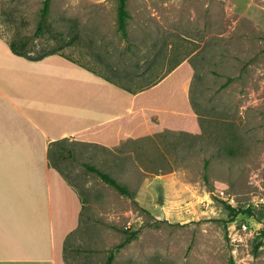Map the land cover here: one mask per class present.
Masks as SVG:
<instances>
[{
	"label": "rangeland",
	"instance_id": "374dc122",
	"mask_svg": "<svg viewBox=\"0 0 264 264\" xmlns=\"http://www.w3.org/2000/svg\"><path fill=\"white\" fill-rule=\"evenodd\" d=\"M43 1L0 0V37L28 39L31 57L55 52L132 89L187 60L200 125L113 147L74 137L52 147L51 164L84 203L82 224L66 240V264H105L134 232L113 264H264V0H128L127 39L118 0H52L35 36ZM227 204L252 214L232 218ZM234 220L254 231L236 254L228 235Z\"/></svg>",
	"mask_w": 264,
	"mask_h": 264
},
{
	"label": "crops",
	"instance_id": "0c3cea01",
	"mask_svg": "<svg viewBox=\"0 0 264 264\" xmlns=\"http://www.w3.org/2000/svg\"><path fill=\"white\" fill-rule=\"evenodd\" d=\"M193 76L184 60L132 89L58 53L15 54L0 37V264H66L84 203L51 164L52 143L74 137L113 147L196 132Z\"/></svg>",
	"mask_w": 264,
	"mask_h": 264
},
{
	"label": "trees",
	"instance_id": "16d2710c",
	"mask_svg": "<svg viewBox=\"0 0 264 264\" xmlns=\"http://www.w3.org/2000/svg\"><path fill=\"white\" fill-rule=\"evenodd\" d=\"M51 3L52 0H44L43 1V6L41 9V19L38 23L36 32H35V36H40L41 34H43L44 30H45V24H46V20L47 17L50 14L51 11ZM128 0H118V7H117V22H118V28L119 31L121 32L122 36L127 39L128 38V19L130 18V12L128 10ZM29 41L28 39H20L18 41L12 40L10 42V47L12 49V51L15 54L27 57L29 59L32 60H38L43 58L44 56L48 55H42V56H38V57H31L29 55ZM55 52H51L49 54H52ZM59 141L52 143L50 151L52 149V147L57 144ZM63 154L60 152L59 153V157H62ZM207 165V163H206ZM84 166L92 171L95 172L99 175V177L102 179V181L110 186H112L113 188H115L120 194L122 195H126L130 198H133L135 196V193L133 191L130 190V188L127 185H124L122 183H120L116 177H114L113 175H111L108 172L103 171L102 169H100L98 166L90 164V163H84ZM229 210H230V214H232V218H234L235 216H237L239 213L245 212V213H249L252 214V209L248 208V209H241V208H237V207H232L231 205L227 204ZM137 235V232L131 233L130 235H128V237L121 242L120 244H118L115 249H113L105 264H113V261L116 257V253L119 252V250H121L122 248H124L131 240H133ZM262 245V241L256 239L255 241V245H254V249L258 250L260 248V246ZM231 264H235L234 260L231 259Z\"/></svg>",
	"mask_w": 264,
	"mask_h": 264
},
{
	"label": "built area",
	"instance_id": "2783aa9c",
	"mask_svg": "<svg viewBox=\"0 0 264 264\" xmlns=\"http://www.w3.org/2000/svg\"><path fill=\"white\" fill-rule=\"evenodd\" d=\"M221 195L224 199L233 202L234 199L229 198L228 195L224 191L221 192ZM254 234V231L252 230V226L249 222L246 221H239L234 220L231 222V225L229 226V239L234 246L233 253L236 254L238 251V247L240 245H247L249 237H251Z\"/></svg>",
	"mask_w": 264,
	"mask_h": 264
}]
</instances>
